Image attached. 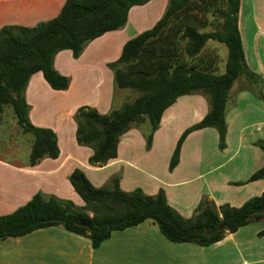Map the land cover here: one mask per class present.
<instances>
[{"label":"trees","instance_id":"obj_1","mask_svg":"<svg viewBox=\"0 0 264 264\" xmlns=\"http://www.w3.org/2000/svg\"><path fill=\"white\" fill-rule=\"evenodd\" d=\"M150 1L65 0L60 13L48 21L32 27L4 25L0 29V114L5 106H11L22 132L33 136L29 166L60 155L57 134L52 129L35 126L30 120L26 89L31 77L42 72L52 89L67 90L71 78L55 68L56 55L71 50L74 58H79L95 39L123 29L133 7L144 6ZM219 3L225 5L219 11L224 19L221 30L200 32L189 24L178 29L173 25L176 17L193 7L205 8ZM240 8L241 0H170L153 27L125 43L121 56L108 66L114 73L117 88L131 89L139 95L107 114L82 106L74 115L78 144L93 150L89 158L91 165L102 167L117 158L121 137L145 120L151 125L150 131L145 133L150 149L164 112L180 97L198 93L207 97L209 111L179 137L170 159V172L178 166L182 146L192 132L215 128L219 134V148H226L230 90L242 76L255 84L263 81L246 62L239 30ZM210 40L228 48L223 74L179 59L182 53L191 58L198 56ZM259 146L264 151L263 141ZM260 179H264V165L248 182ZM69 181L83 200V206L39 191L25 205L0 216V240L62 226L71 233L89 238L92 246L99 248L113 232L152 219L171 242L207 247L223 240L227 233L264 220V192L240 207L230 204L218 207L204 198L196 214L185 218L170 206L164 189L156 195H148L140 188L126 192L120 187L118 176L112 178L109 185L96 187L81 168L73 170Z\"/></svg>","mask_w":264,"mask_h":264},{"label":"crops","instance_id":"obj_2","mask_svg":"<svg viewBox=\"0 0 264 264\" xmlns=\"http://www.w3.org/2000/svg\"><path fill=\"white\" fill-rule=\"evenodd\" d=\"M64 2L65 0H0V17L5 19L0 22V29L7 24L27 26L36 23L46 13L55 17L60 13ZM152 2L155 0L144 6L133 7L123 29L107 32L95 39L79 58H74L71 50H63L56 55L55 68L71 78L67 90L52 89L42 72L31 77L26 89L30 120L35 126L52 129L57 134L60 155L56 159L44 158L35 166L28 165V158L23 166H19L18 162H8L0 155V216L25 205L39 191L83 206V200L69 181V176L76 168H81L96 187L107 185L112 178L118 176L120 187L126 192L140 188L148 195H156L160 189H164L170 206L185 218L196 214V209L204 198L214 201L218 207L223 204L240 207L248 199L264 192V179L248 182L251 175L264 165L262 154L259 168L239 171L245 168L247 161L253 159L239 158L243 149L256 151L255 141H264V117L262 120H251L249 125L245 118H239L245 116L250 109L252 112L257 110L264 113V104L256 101L249 89L241 90L238 108L227 113L226 148H219L226 159L218 167L234 166L235 161L238 166L228 174L215 175L212 170L208 175L209 172L196 175L186 173L189 171L188 155L202 145V139L211 135L215 141L217 139L218 146L219 134L214 128L191 133L182 146L178 166L172 172L169 170L175 147L166 146L162 132L166 125L180 118V110L187 106H196L193 119L195 123L201 121L209 111V104L206 97L200 94L182 96L164 112L150 149L144 140V132H149L151 125L149 120H145L121 137L117 158L102 167L89 163L93 150L78 144L74 115L82 106H90L107 114L120 109L128 101V95L131 94L126 89L115 86L114 73L108 64L121 56L127 41L147 30L150 25L153 27L160 19L158 17L149 26H140L131 33L127 32L128 27L137 22L136 11L152 5ZM242 2L243 0L241 4ZM14 8L19 9L23 14L22 18H16ZM8 13L14 15L4 18ZM256 93L259 92L256 90ZM244 105L247 106L245 113L240 110ZM236 123L237 148L229 150L231 125ZM250 125L257 128L254 131L256 133L248 132ZM184 130L178 128L176 137H180ZM197 158L192 157L193 163ZM189 185L193 186L192 192L186 187ZM57 227L0 240V264H264V220L244 226L235 233H227L223 240L207 247L171 242L152 219L138 226L113 232L111 238L99 248H94L89 238Z\"/></svg>","mask_w":264,"mask_h":264},{"label":"rangeland","instance_id":"obj_3","mask_svg":"<svg viewBox=\"0 0 264 264\" xmlns=\"http://www.w3.org/2000/svg\"><path fill=\"white\" fill-rule=\"evenodd\" d=\"M169 1L170 0H155V2H152V5L150 4L149 6L136 11L137 22L133 23L132 26H129L127 32L131 33L134 30H137V28H140V26H149L151 22L156 20V18H161L166 10ZM163 7L165 8L163 9ZM224 8L225 5L221 3L205 8L193 7L185 13L181 14L180 17H176L173 21V25H175L177 29L181 25L185 26L186 24H189L195 26L200 32L218 31L222 29V23L224 21L223 17L219 14V11ZM14 10V12L16 13V18L23 17V14L20 13L19 9L14 8ZM5 15L6 16L4 18H8L7 16L12 17L14 13H8ZM52 18L53 17L51 15H48V13H46L45 15H43V18L39 19L38 22L30 23V25L27 26L32 27L37 25L39 22L48 21ZM3 20L5 19L0 17V22H2ZM150 27L151 25L147 28L149 29ZM239 30L243 41L247 65L250 70L259 74L263 81L255 84L247 80L245 76L238 78L234 83L232 89L230 90L228 112H232L236 108H238V95L241 90L243 91L249 89L250 92L252 91L254 93L253 94L251 92L256 101L264 104V67H262L264 66V0H243L239 12ZM182 44H184V42H182ZM227 58V46L215 40L208 41L202 49L201 53L196 57L191 58L184 55L183 53L179 57V59L187 61L189 64H196L199 66V68H204L205 70L216 74H223V72L225 71ZM251 66H254V68H252ZM256 90L259 92V94L256 93ZM126 91L131 94L128 95L129 99L127 102L134 101L135 98L139 95V93L131 89H126ZM198 94H200V96L204 95L202 93ZM256 94L262 95L263 99ZM242 108L243 109L240 110H243L245 113L247 106L244 105ZM195 110L196 106H187L185 109L182 108L180 110V118H177V120H175L173 123L166 125L165 130H163L162 132L163 141L165 142L166 146L176 147L179 138L176 137V130L178 128L179 130L180 128L186 130L190 126L194 125L195 121L193 119V114ZM263 117L264 113L258 112L257 110L252 112V110L250 109L248 113L246 111L245 116H240L239 118H245L246 122L249 125V122L251 120H262ZM237 125L238 123L231 125L229 150H235L237 148ZM251 127L252 125L248 127V132L256 131L257 128L255 126H253L252 128ZM144 140L146 142L145 132ZM216 141L211 135L205 137V139H202V145L198 146L197 149H193L188 155L190 156V159H187L189 163V171H187L186 173L196 175L212 170L213 174L215 173V175H224L228 174L231 169L235 168V166L236 169L238 168L237 164L235 165L236 161L233 164L234 166L218 167V164L223 162L226 157L225 154L222 153L219 149V145L217 146ZM260 141L263 140L258 139L254 143V145L257 146L256 151L254 149L251 151H249L248 149H243L242 153L239 155V158H253L251 161H247V164H245V168H241L239 170L240 172L244 170L253 171L259 168L258 166H261V163H259V161L261 154L264 156V151L259 146ZM32 142L33 136L30 134H24L22 132V129L19 127L17 117L13 108L9 105L5 106L4 111L0 114V155L2 156V158H6L8 162L16 161L18 162L17 164L19 166H23V162L25 161V159L28 158L29 161ZM196 151L197 153L195 154ZM192 157H198L196 162L193 163ZM210 172L207 173V175L210 174ZM5 173L8 174L7 171ZM6 176L8 177V175ZM107 185H109V183H107ZM186 187H188V190L192 192L193 186L189 185ZM57 228L65 231L62 226H58Z\"/></svg>","mask_w":264,"mask_h":264},{"label":"water","instance_id":"obj_4","mask_svg":"<svg viewBox=\"0 0 264 264\" xmlns=\"http://www.w3.org/2000/svg\"><path fill=\"white\" fill-rule=\"evenodd\" d=\"M88 226L90 227L91 226V222L88 223ZM225 228V226H223Z\"/></svg>","mask_w":264,"mask_h":264}]
</instances>
